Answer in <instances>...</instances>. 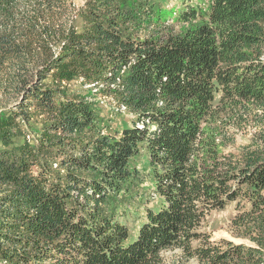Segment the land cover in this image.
Here are the masks:
<instances>
[{
	"label": "trees",
	"instance_id": "16d2710c",
	"mask_svg": "<svg viewBox=\"0 0 264 264\" xmlns=\"http://www.w3.org/2000/svg\"><path fill=\"white\" fill-rule=\"evenodd\" d=\"M75 2L0 0V264H264V0Z\"/></svg>",
	"mask_w": 264,
	"mask_h": 264
},
{
	"label": "rangeland",
	"instance_id": "374dc122",
	"mask_svg": "<svg viewBox=\"0 0 264 264\" xmlns=\"http://www.w3.org/2000/svg\"><path fill=\"white\" fill-rule=\"evenodd\" d=\"M179 0H171V4L169 5L170 10H174L175 12H179L182 8V3L178 2ZM77 7H81L84 4V0H76L75 2ZM71 92H83L85 88L81 86V84L74 83L70 87ZM111 101L109 100H100V104L102 105V108L105 110V113L107 114V110L111 108ZM126 112V111H123ZM105 114V115H106ZM106 120H108L106 123L108 125V133L115 134L116 132L121 131L126 125H130L135 120L134 116L126 113L122 115H115L111 117V115H107ZM43 121V117H37L32 121L33 125L41 126ZM17 142H21L22 139L18 138L16 139ZM243 141V140H241ZM240 143V140H239ZM144 170H146V165L140 164ZM150 184V183H148ZM235 215V204L228 205L224 210L222 211H216L213 212L209 217V222L213 229V239L214 240H220L225 239L230 242L236 243V244H245L246 246H254V243L248 239V238H236L234 237L230 232V223L231 218ZM168 256H172V254H168Z\"/></svg>",
	"mask_w": 264,
	"mask_h": 264
},
{
	"label": "built area",
	"instance_id": "2783aa9c",
	"mask_svg": "<svg viewBox=\"0 0 264 264\" xmlns=\"http://www.w3.org/2000/svg\"><path fill=\"white\" fill-rule=\"evenodd\" d=\"M122 111H125V109L123 108Z\"/></svg>",
	"mask_w": 264,
	"mask_h": 264
}]
</instances>
